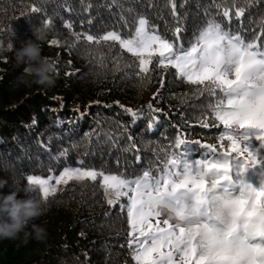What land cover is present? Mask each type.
I'll list each match as a JSON object with an SVG mask.
<instances>
[{"label":"trees","instance_id":"16d2710c","mask_svg":"<svg viewBox=\"0 0 264 264\" xmlns=\"http://www.w3.org/2000/svg\"><path fill=\"white\" fill-rule=\"evenodd\" d=\"M216 3L221 7L214 0H175L174 18L168 0H0V40L16 48L28 39L37 40L42 56L57 69L53 86L20 84L17 77L24 66L16 65L14 51L0 53V177L8 179L9 187L23 189L29 185L27 175L52 176L54 182L64 167L94 169L128 180L142 178L145 171L158 176L167 160L183 158V146L174 147L178 140L192 149L191 159L202 158L206 150L195 141L218 143L219 132L203 112L206 96L172 68L151 71L141 84L131 53L118 42L88 43L83 34L117 30L126 36L143 15L169 39L180 26V42L187 46L209 19L207 13L245 42L259 36L257 43L264 45V0ZM225 4L232 10L230 22L217 15ZM235 7L245 9L242 17H235ZM37 29L43 39L34 35ZM54 39L58 45L51 44ZM98 98L103 100L96 103ZM201 120H207L209 128L201 127ZM258 143L253 141L254 146ZM62 150L66 155H60ZM248 179L264 186V169H256ZM101 184L100 177L69 181L47 200L33 185L31 195L46 208L34 222L46 228V237L36 240L29 226L27 239L23 234L0 238V264H136L134 246L129 247L128 197L110 205Z\"/></svg>","mask_w":264,"mask_h":264},{"label":"snow or ice","instance_id":"6c2138e0","mask_svg":"<svg viewBox=\"0 0 264 264\" xmlns=\"http://www.w3.org/2000/svg\"><path fill=\"white\" fill-rule=\"evenodd\" d=\"M168 3L176 18L175 0ZM214 4L221 7L216 0ZM244 12L243 7H235L236 18ZM206 15L209 19L187 46L180 42V26L169 39L143 15L126 36L117 30L83 34L88 43L118 42L131 53L141 84L157 68L175 69L176 76L206 96L203 112L211 116V126L219 129L218 143L195 141L206 150L202 158L191 159L192 149L178 140L174 147L183 146V158L167 160L158 176L145 171L142 178L128 180L94 169L64 167L55 178L59 185L100 177L108 204L128 197L129 247L134 246L136 264H264V186L248 179L256 169H264V156H260L264 150V45L257 43L259 36L245 42L214 15ZM217 15L230 22L232 10L225 4ZM65 27L70 29L72 24ZM147 107L152 109V104ZM125 111L137 116L130 108ZM200 126L207 129L210 125L201 120ZM66 153L62 150L60 155ZM26 179L29 185L40 187L45 200L57 191L50 183L52 176L29 174Z\"/></svg>","mask_w":264,"mask_h":264},{"label":"clouds","instance_id":"9594fccd","mask_svg":"<svg viewBox=\"0 0 264 264\" xmlns=\"http://www.w3.org/2000/svg\"><path fill=\"white\" fill-rule=\"evenodd\" d=\"M34 35L43 39L39 29ZM14 51L17 66L23 65V72L17 77V82L28 85L38 84L41 86H53L55 84L56 66L49 59L42 56V48L37 40L28 39L16 48L12 42L7 45L0 40V53ZM28 77L32 79L29 80ZM9 188L8 192L3 189ZM23 191V196H21ZM35 186L28 185L23 189L9 187L8 179L0 177V238L16 239L21 234L27 239L30 232L38 241L45 239L46 228L34 221L46 212L44 201L31 195Z\"/></svg>","mask_w":264,"mask_h":264},{"label":"rangeland","instance_id":"374dc122","mask_svg":"<svg viewBox=\"0 0 264 264\" xmlns=\"http://www.w3.org/2000/svg\"><path fill=\"white\" fill-rule=\"evenodd\" d=\"M155 90H153L150 94H147V95H145V102H149L150 100H151V96L153 95V94H155V92H154ZM151 95V96H150ZM103 100V98H98L97 100H96V103L97 102H101ZM258 157L260 158V156H257L256 158H257V160H258ZM60 175V174H59ZM59 175H58V177H59ZM57 178V177H56ZM52 185H54L57 189L59 188V186L61 185V184H63V183H61V184H59V185H56V182H55V179H54V182H50ZM129 195H131V193L129 194ZM165 217L162 215L159 219H161V221L164 219ZM155 219L156 218H153V223H155ZM161 226H164L162 223H161Z\"/></svg>","mask_w":264,"mask_h":264}]
</instances>
